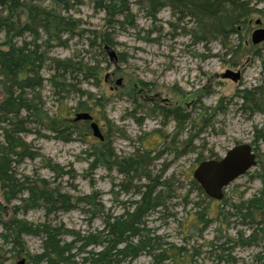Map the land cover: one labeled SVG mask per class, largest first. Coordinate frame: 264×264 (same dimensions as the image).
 Wrapping results in <instances>:
<instances>
[{
	"label": "rangeland",
	"instance_id": "374dc122",
	"mask_svg": "<svg viewBox=\"0 0 264 264\" xmlns=\"http://www.w3.org/2000/svg\"><path fill=\"white\" fill-rule=\"evenodd\" d=\"M93 1L82 0V5L69 13L78 23L80 35H62L63 44L54 43L45 55L48 59L59 61L71 58L82 60L83 63L98 61L99 67L105 70L102 80L96 83L78 79L73 82V86L80 92L72 91L67 96L63 93L57 95L45 81L38 90L44 103V114L50 118L66 117L67 113L71 116L76 113L74 109L78 103L90 104L86 101L88 93L100 100L101 106L90 112L98 120L104 138L109 139L118 156H143L144 152H152L153 156L162 152L149 165V171L153 175H160L162 180H168L170 189L165 191L164 208L150 215L147 222L155 236L160 238V243L183 248L174 260L165 264H216L215 253L209 248V242L222 234L233 237L238 231L245 235L252 232L249 225L241 224L240 218L228 217L229 212L234 213L232 206L258 195L264 189L260 177L264 176V141L257 140L260 133L264 134V115L242 109V100L237 97V93L244 89L261 88L264 91V66L261 61L264 60V43L252 46L250 42L254 30L264 29V19L262 25H256L254 21L259 17H254L240 43L232 37L228 45L218 41L193 44L188 37L172 33L167 22H174V19L167 9H162L155 20H149L137 6L132 5L133 24L120 25L122 17L109 19L106 12L95 9ZM41 2L44 6L50 5V0ZM90 32H95L97 36L104 32L110 35L111 46L105 56L100 52L103 46L97 48L99 39L90 45L91 40H94ZM0 40H3V36ZM21 41L17 39L16 42ZM237 43L241 44L238 51L240 56L230 57L226 54L227 49L233 50ZM111 51L114 57L109 56ZM49 65L47 61L41 71L45 80L50 75ZM227 72L239 74V80L233 82L223 79L222 76ZM118 80L121 81L119 85L116 84ZM142 84L145 85L144 90ZM81 92L84 93L80 95ZM3 98L0 88V102ZM161 98L167 99L173 109H178L177 114L166 113L164 110L170 107H166L165 103H161L163 112L158 113L151 104L159 102ZM204 113L206 118L200 122V115ZM26 128L27 131L21 137L30 145V149L58 165L64 172L72 169L75 179L67 176L55 178V174L44 167L40 158L25 160L16 168L18 175L37 174L47 181H55L54 185L59 184L63 192L73 196L95 190L100 193L105 213L112 215H119L126 205L123 203L136 198L132 191L126 194L120 192L118 185L123 177L116 170L108 171L100 167L86 173L88 163L81 157L82 151L89 148V143H97L92 135L86 141L74 137L73 141L64 143L53 139L47 127L29 124ZM172 139L175 140L171 145L174 149L176 146L181 149L186 142H190L189 152L176 158L175 150L165 146ZM240 144L257 147V165L224 189L222 201L209 199L194 189L191 183L189 185L188 181L193 180L192 172L200 162L197 160L221 159L228 150ZM0 203L5 204L1 192ZM18 205V201H14L6 206L10 214L4 220L12 217V208ZM199 206L205 207L206 218L212 219L205 231L194 229L198 223L194 214ZM220 209L223 216L217 218ZM86 211V207L78 205L71 211L51 215L49 219L52 224H62L80 233L101 230V218L92 220L91 214ZM17 217L38 224L44 221V211L29 209L25 215L19 214ZM219 224L222 225V233L217 230ZM21 239L24 249L30 254L40 251L38 238L24 235ZM222 240L225 238L219 241ZM10 247L3 245L0 239V259L4 256L5 264H24V260L12 258L13 253L7 252ZM260 249L261 244L236 248L233 256L238 264H252V256ZM124 264H152V259L141 254Z\"/></svg>",
	"mask_w": 264,
	"mask_h": 264
},
{
	"label": "trees",
	"instance_id": "16d2710c",
	"mask_svg": "<svg viewBox=\"0 0 264 264\" xmlns=\"http://www.w3.org/2000/svg\"><path fill=\"white\" fill-rule=\"evenodd\" d=\"M82 3V0H50L49 7L44 8L40 6L43 4L41 0H0V37L3 36V40H0V88L4 94L0 102V192L5 203H0V239L3 245L11 246L7 252L13 253L12 258L24 260V264H124L141 254L150 257L152 264H165L174 260L183 248L160 243V238L155 236L147 222L150 215L164 208L165 191L170 189L168 180H162L160 175H153L149 171V165L162 152L153 156L152 152H144L142 155L145 157L140 154L118 156L112 143L104 136L103 141L96 138L97 143H89V148L82 151L81 159L88 163L86 173L100 167L108 171L114 169L123 177L118 185L120 192H134L136 198L123 203L126 205L119 215L105 213L100 193L95 190L89 194L73 196L63 192L59 184L54 185L55 181H47L34 173L30 176L17 174L16 168L25 160L40 158L44 167L55 174V178L67 176L75 179L72 169L64 172L58 165L30 149V145L21 137L29 124L47 127L53 139L64 143L73 141L74 137L83 141L91 135L95 138L89 123L75 121L74 117L76 113H89L93 108L101 106L99 99L87 93L86 101L90 104L80 102L73 115L67 113L66 117L50 118L44 114V103L38 92L45 81L57 95L63 93L67 96L72 91L80 92L73 86V82L78 79L96 83L102 80V72L105 70L99 67L98 61L83 63L74 58L59 61L48 59L45 55L54 43L63 44L62 35H80L77 31L78 23L69 13ZM93 3L95 9L106 12L109 19L122 17L120 25L133 24L130 10L132 5L137 6L149 20H155L162 9H167L174 19V22H167L172 33L188 37L193 44L218 41L228 45L232 37L240 43L253 18L259 17L260 25L264 19V0H94ZM90 35L94 39L90 45L99 39L97 48L103 46L100 52L105 56V47L111 46L110 35L106 32L101 36L95 32H90ZM17 39L22 41L17 43ZM240 45L231 51L227 49L226 54L239 57ZM47 61L51 70L45 80L41 71ZM261 61L264 66V60ZM237 97L242 100V109L264 115V91L261 88L244 89L237 93ZM205 118L206 113L200 115L199 121ZM259 136L257 140L264 141V134L260 133ZM174 143L172 139L165 146L175 150L176 158L189 152L190 142H186L181 149L177 146L171 148ZM252 148L254 153L257 152V147ZM260 177L264 184V176ZM188 182L204 194L193 180ZM14 201H18L19 205L12 208V217L4 220L10 214L6 206ZM78 205L87 208L86 213L91 214L92 220L101 218V230L80 233L62 224L51 223V215L71 211ZM232 207L234 213L229 212L228 217L240 218L241 224L249 225L252 232L245 235L238 231L233 237L222 234L209 242V248L215 253L216 264H238L233 256L236 248H250L260 244L261 249L251 260L252 264H264V189L258 195L241 200ZM38 208L44 211L42 223L33 224L17 217L19 214L25 215L29 209ZM198 208L194 214L198 221L194 229L205 231L212 219L206 218L208 215L205 207ZM222 216L223 211L220 209L217 218ZM221 226L219 224L217 230L222 233ZM24 235L40 240L38 253L30 254L24 249L21 239ZM224 238L222 242L219 241ZM5 259L2 256L0 264H5Z\"/></svg>",
	"mask_w": 264,
	"mask_h": 264
},
{
	"label": "water",
	"instance_id": "95a60500",
	"mask_svg": "<svg viewBox=\"0 0 264 264\" xmlns=\"http://www.w3.org/2000/svg\"><path fill=\"white\" fill-rule=\"evenodd\" d=\"M255 24L260 25L261 21L258 19ZM251 41L254 45L264 43V29L254 30L251 35ZM105 48L108 49V47ZM109 56L114 57V52L111 51ZM222 78L237 82L239 74L227 72ZM120 82L118 80L116 84L119 85ZM74 120L91 121L92 116L88 112H80L75 114ZM90 128L94 137L103 140L95 122H91ZM256 165V154L252 146L250 144H240L228 150L224 157L219 160H204L200 162L192 172V178L209 199L221 201L224 189Z\"/></svg>",
	"mask_w": 264,
	"mask_h": 264
},
{
	"label": "flooded vegetation",
	"instance_id": "af4514ba",
	"mask_svg": "<svg viewBox=\"0 0 264 264\" xmlns=\"http://www.w3.org/2000/svg\"><path fill=\"white\" fill-rule=\"evenodd\" d=\"M106 49V48H105ZM142 90H144L145 89V85L144 84H142ZM152 101V100H151ZM161 103H165L166 104V107H170L171 108V110H170V108H169V110H164L163 108H162V104ZM152 106H154V108H156V110H157V112L159 113H161V112H163L162 110H164L166 113H168L169 115H173V114H177L176 112H177V110L178 109H173V107H171V106H169V103L167 102V99H165V98H161V99H159V102L158 101H156V103H154V104H151ZM168 109V108H167ZM169 111H170V113H169ZM90 114H91V112H89ZM91 116H92V114H91ZM98 120H96L93 116H92V120L91 121H89L88 123H89V126H90V124H91V122H95L96 124H97V126H98V129H99V131H100V133L102 134L103 133V131L101 130V128H100V126H99V124H98V122H97ZM80 122H85V121H80ZM103 135V134H102ZM100 140V139H99ZM104 140V139H103ZM102 140V141H103ZM163 144V143H162ZM223 198H224V191H223ZM223 200V199H222Z\"/></svg>",
	"mask_w": 264,
	"mask_h": 264
},
{
	"label": "bare ground",
	"instance_id": "6f19581e",
	"mask_svg": "<svg viewBox=\"0 0 264 264\" xmlns=\"http://www.w3.org/2000/svg\"><path fill=\"white\" fill-rule=\"evenodd\" d=\"M40 6H42V7H44V8L46 7V6H44L43 4H42V5H40Z\"/></svg>",
	"mask_w": 264,
	"mask_h": 264
}]
</instances>
